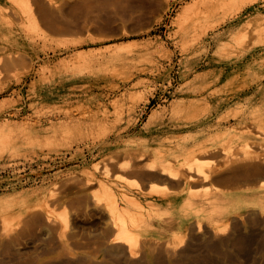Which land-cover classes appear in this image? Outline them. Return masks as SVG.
I'll list each match as a JSON object with an SVG mask.
<instances>
[{
	"label": "rangeland",
	"instance_id": "374dc122",
	"mask_svg": "<svg viewBox=\"0 0 264 264\" xmlns=\"http://www.w3.org/2000/svg\"><path fill=\"white\" fill-rule=\"evenodd\" d=\"M263 165L264 0H0V264H264Z\"/></svg>",
	"mask_w": 264,
	"mask_h": 264
},
{
	"label": "bare ground",
	"instance_id": "6f19581e",
	"mask_svg": "<svg viewBox=\"0 0 264 264\" xmlns=\"http://www.w3.org/2000/svg\"><path fill=\"white\" fill-rule=\"evenodd\" d=\"M251 165V164H250ZM254 165V164H253ZM247 166V165H246ZM264 166V165H263ZM254 168L253 169H251V170H249V172H253V173H255V174H258V175H262V172H264L263 170H264V168L262 167V166H253ZM245 168V167H244ZM215 170V169H214ZM248 170V169H247ZM165 171V170H164ZM216 171V170H215ZM210 172H212L211 170H210ZM161 173V172H160ZM163 173H165V172H163ZM165 174H167V173H165ZM205 174V176H207V177H210V174H207V172H205L204 173ZM250 175V174H249ZM263 175H264V173H263ZM161 176H164V175H161ZM169 176L170 177H172L170 174H169ZM188 177V176H187ZM191 176H189V178H190ZM192 177H195V176H192ZM206 177V178H207ZM223 177V176H222ZM167 178V177H166ZM198 178V177H197ZM205 178V179H206ZM257 178V177H256ZM186 179V178H185ZM168 180H170V178L168 179ZM187 180V179H186ZM190 180H192L191 178H190ZM194 180H196L195 178H194ZM263 184V186H264V182L262 183ZM250 188V187H249ZM264 194V193H263ZM262 193H246V192H237V193H235V194H233V195H231V197L232 198H234V200H235V202L238 204V203H241V202H243V203H245L246 205H249V204H256V205H260L263 209H264V195H263ZM242 205H244V204H242ZM237 208V207H236ZM200 226H201V224H199ZM130 250H131V252H133L134 251V248H133V246L131 245V247H130Z\"/></svg>",
	"mask_w": 264,
	"mask_h": 264
},
{
	"label": "crops",
	"instance_id": "0c3cea01",
	"mask_svg": "<svg viewBox=\"0 0 264 264\" xmlns=\"http://www.w3.org/2000/svg\"><path fill=\"white\" fill-rule=\"evenodd\" d=\"M263 182H264V178H263V179H259V181H258L256 187H260V186H262V185H263V184H262Z\"/></svg>",
	"mask_w": 264,
	"mask_h": 264
}]
</instances>
